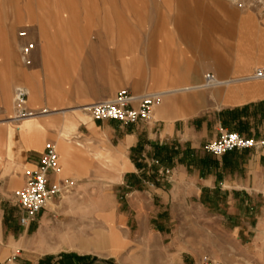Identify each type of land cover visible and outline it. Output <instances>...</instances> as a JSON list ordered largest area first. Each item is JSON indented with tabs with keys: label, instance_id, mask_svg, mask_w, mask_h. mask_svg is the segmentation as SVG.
<instances>
[{
	"label": "crops",
	"instance_id": "0c3cea01",
	"mask_svg": "<svg viewBox=\"0 0 264 264\" xmlns=\"http://www.w3.org/2000/svg\"><path fill=\"white\" fill-rule=\"evenodd\" d=\"M96 3L91 8L82 0L77 8L67 9L82 11L80 19L85 21ZM110 4V12L116 13L117 0ZM135 5L143 15L153 10L158 15L143 30H125L119 43V30H68L69 22L54 25V1L45 6L35 1L29 13L13 19V10L0 0V66L10 67L12 57L16 61L12 75L0 78V264L16 255L42 260L54 254L64 259L93 253L114 258L133 243L131 230L118 228L128 226L132 214L144 235L153 227L174 244L171 212L197 204L211 211L238 212L231 226L240 239L248 235L259 246L256 258L264 264V221L254 218L253 226L245 221L246 211L264 209V191L250 183L264 176V146L245 150L248 156L238 155L243 152L238 150L213 156L204 149L226 130L264 140V79H250L263 60L244 56L245 14L228 0H160L151 5L142 0ZM22 25L32 30H23L27 35L19 41L15 27ZM232 32L236 39L231 52ZM19 42L35 43L26 70L18 64ZM208 72L224 81L212 88H225L208 90L200 98L198 89H212L200 87ZM22 78L28 84L29 107L47 112L15 124L10 121V96L13 84ZM122 89L162 93L149 122L122 126L97 121L84 109L114 98ZM104 134L111 140L107 151L113 170L108 175L114 181L109 182L124 185L130 213L118 212L115 221L96 227L78 214L53 222L52 216L65 212L55 199L28 226L21 225V209L11 212L14 193L24 184L25 172L37 167L45 144L54 143L59 158V171L51 173L50 180L73 182V195H95L90 184L97 165L85 156L84 145H97ZM55 244L67 249L60 246L54 252ZM27 245L33 251L30 256L23 253ZM141 256L133 254L134 259ZM164 256L173 264H186L181 250L168 249Z\"/></svg>",
	"mask_w": 264,
	"mask_h": 264
},
{
	"label": "rangeland",
	"instance_id": "374dc122",
	"mask_svg": "<svg viewBox=\"0 0 264 264\" xmlns=\"http://www.w3.org/2000/svg\"><path fill=\"white\" fill-rule=\"evenodd\" d=\"M40 2L42 6L48 5L49 2L54 1V4L58 6V10L55 13L59 15V19L53 17L52 22L54 25L61 23H70L68 30H119V43L124 42L125 30H143L142 26L147 27L148 22H153L155 16L158 15L156 10L146 13L143 15L142 11L136 9L135 3L142 2V0H117V12H110V0H96L97 3L94 5L97 9H90L86 12L85 21H82L81 13L75 9L74 11L67 9V5L70 7H78V4L82 0H6L8 10L11 8L13 12L11 16L13 19L21 16V13H29L30 5L33 2ZM84 1V0H83ZM95 0H86V5H90L92 8V2ZM145 2L150 1L151 4H156L160 0H144ZM170 0H166L168 2ZM210 1V0H207ZM231 5L239 10L240 13L245 14V51L244 56L249 58L253 55H257L262 58V63L256 67H264V0H228ZM83 4V3H82ZM133 5L134 10L129 11L127 7ZM84 6V4H83ZM71 8V7H70ZM100 8V10H98ZM130 8V7H129ZM58 13V14H57ZM109 15L113 17L110 18ZM10 14L8 13V16ZM149 17V18H148ZM85 23V27L84 26ZM24 28V29H23ZM55 30H61L55 27ZM26 30L27 32L32 30L29 26L15 27V33L17 38L21 39V32ZM66 30V29H64ZM235 35L231 33V52L235 47ZM234 40V41H233ZM21 42L18 47V64L21 65L22 70L28 69L32 65L27 63L22 56ZM12 48V47H11ZM9 51V50H8ZM12 52L11 49L9 53ZM124 52V50H123ZM243 55V54H242ZM9 56L8 58H11ZM31 58V57H30ZM16 61L14 57L10 59L11 66L3 68L0 66V78L1 76H10L13 71V64ZM18 86H28V84L22 79H19L13 84L10 103L12 107V115L15 114L14 110V92ZM224 86H219L212 89H198L200 98L208 90H222ZM203 100V99H202ZM29 103V101H28ZM29 105V104H28ZM90 115V114H89ZM223 133V132H222ZM221 133V134H222ZM101 142L97 145L89 146L84 145L86 150L85 156L92 157L95 162L96 169L98 170L97 176L92 180L91 186L95 187V195H73L71 192L63 195L61 198H56L59 202L61 201L65 212L61 213L60 216H52L53 222L65 221L68 219V215L78 214L85 218L89 226L96 227L99 224L115 221V214L118 212L130 213L125 205V189L124 185H112L110 182L114 181L111 179L108 173L112 172L110 162L111 156L109 155V144L110 138L107 135H103L100 138ZM255 139V138H253ZM257 140V139H256ZM238 155L248 156L245 150ZM120 156H117V160H120ZM264 158V156H263ZM110 181V182H109ZM251 186L258 190L264 191V176L260 179L250 180ZM22 185L17 187L20 188ZM259 199V198H258ZM263 200V197L260 196ZM55 200V199H54ZM52 200L48 206L52 205ZM257 200V199H256ZM14 205H12L11 212L17 211L20 207L14 199ZM55 202V201H54ZM98 205L101 210H98ZM96 207V208H95ZM101 213V214H100ZM68 214V215H67ZM175 218V226L170 229L173 231L174 244L171 242L164 241L154 228H150L149 233L144 235V232L137 224V217L132 214L130 216L129 225L125 226L122 224L118 227L121 230H131L132 244L128 247H123L114 258H107L106 256H99L93 253H83L84 256L75 258H58L57 254L50 256V259L44 257L39 260L35 258L23 259L20 255L9 258L3 264H173L172 259L165 258V252L169 249L170 251H183L186 264H198L199 261L208 256L214 260L223 261L226 263L234 264H259L258 247L252 239L247 237H238L236 230L232 225L236 224L238 212H227V211H216L207 210L200 205H193L190 210H179L171 212ZM167 215L166 218L171 217ZM254 218H260L264 221V209L258 211H246L245 221L247 225L253 226ZM232 221V223H231ZM124 223V222H123ZM158 229V228H157ZM146 233V232H145ZM30 234L28 237H32ZM63 244H55L54 252L61 249ZM62 248H66L64 245ZM30 245L25 247L24 254H31ZM46 251H44L45 253ZM150 252V255L145 256ZM142 255L138 259L133 258V254ZM193 257V259H191Z\"/></svg>",
	"mask_w": 264,
	"mask_h": 264
},
{
	"label": "built area",
	"instance_id": "2783aa9c",
	"mask_svg": "<svg viewBox=\"0 0 264 264\" xmlns=\"http://www.w3.org/2000/svg\"><path fill=\"white\" fill-rule=\"evenodd\" d=\"M27 32H21V36H26ZM35 48L34 42H28L22 47V56L27 63H31V52ZM253 78H264V67L257 68L253 73ZM224 84L213 73H205L202 88H212ZM29 89L26 86H18L14 92L15 114L10 121L15 124L37 117L47 112V110H33L28 105ZM162 100L161 92H148L136 94L127 89L120 90L112 99L102 100L90 104L84 109L90 114L92 119L97 121L113 120L122 126L137 125L149 122L153 118L155 106ZM264 146V140H256L243 136L236 131L226 130L215 140L208 141L204 149L213 156H223L235 150H247ZM59 158L54 143L47 142L44 151L40 156L36 168L25 172V181L22 187L14 193V199L22 211L20 224L28 226L31 220L49 203L61 198L70 192L73 182H55L50 180V174L59 171ZM198 264H234L214 260L208 256L203 257Z\"/></svg>",
	"mask_w": 264,
	"mask_h": 264
},
{
	"label": "bare ground",
	"instance_id": "6f19581e",
	"mask_svg": "<svg viewBox=\"0 0 264 264\" xmlns=\"http://www.w3.org/2000/svg\"><path fill=\"white\" fill-rule=\"evenodd\" d=\"M250 79L260 80V79H255V78H253V75L250 77ZM262 79H264V78H262ZM13 124H14V123H13Z\"/></svg>",
	"mask_w": 264,
	"mask_h": 264
},
{
	"label": "trees",
	"instance_id": "16d2710c",
	"mask_svg": "<svg viewBox=\"0 0 264 264\" xmlns=\"http://www.w3.org/2000/svg\"><path fill=\"white\" fill-rule=\"evenodd\" d=\"M245 109V108H244ZM42 264H44V261L43 262H41Z\"/></svg>",
	"mask_w": 264,
	"mask_h": 264
}]
</instances>
